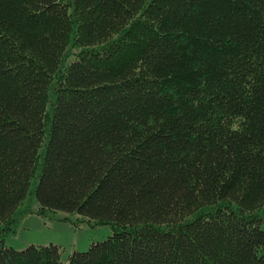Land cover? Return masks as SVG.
Wrapping results in <instances>:
<instances>
[{"label": "trees", "instance_id": "trees-1", "mask_svg": "<svg viewBox=\"0 0 264 264\" xmlns=\"http://www.w3.org/2000/svg\"><path fill=\"white\" fill-rule=\"evenodd\" d=\"M0 264H264V0H0Z\"/></svg>", "mask_w": 264, "mask_h": 264}, {"label": "rangeland", "instance_id": "rangeland-1", "mask_svg": "<svg viewBox=\"0 0 264 264\" xmlns=\"http://www.w3.org/2000/svg\"><path fill=\"white\" fill-rule=\"evenodd\" d=\"M26 201L21 208L28 212L16 214V230L6 237L7 246L24 249L32 244H57L62 249V261L67 262L75 251H86L92 242L103 241L113 233L110 224H99L76 212L56 210L45 216L37 214L39 202L34 193Z\"/></svg>", "mask_w": 264, "mask_h": 264}]
</instances>
